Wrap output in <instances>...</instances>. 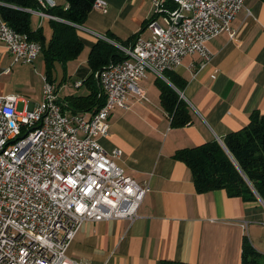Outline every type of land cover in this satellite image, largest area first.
<instances>
[{"label": "crops", "instance_id": "0c3cea01", "mask_svg": "<svg viewBox=\"0 0 264 264\" xmlns=\"http://www.w3.org/2000/svg\"><path fill=\"white\" fill-rule=\"evenodd\" d=\"M104 1L106 11L92 9L78 27L84 44L80 57L55 65L54 83L69 114L90 115L95 110L75 111L71 97L91 93L85 82L91 73L88 54L99 35L108 38L112 32L126 40L151 34L146 27L153 14L151 0ZM59 4L68 6L65 0H58ZM30 14L31 27L42 28L49 41L52 19ZM232 27L234 37L223 32L207 41L212 58L203 68L198 69L201 58L194 54L170 70L171 76L186 80L182 90L167 76L163 79L148 71L140 81L147 100L129 94L128 107L112 111L110 132L100 142L109 152L121 149L117 162L149 190L133 221L84 222L67 249L70 258L87 264H161L163 260L242 264L245 237L264 253V198L245 200L225 189L198 192L189 166L174 158L179 149L223 139L239 130L253 111L264 113V0H246ZM162 79L187 103L191 124L171 125L160 99ZM44 80L42 52L32 63L15 62L14 54L0 41V95H17L18 111L42 102Z\"/></svg>", "mask_w": 264, "mask_h": 264}, {"label": "built area", "instance_id": "2783aa9c", "mask_svg": "<svg viewBox=\"0 0 264 264\" xmlns=\"http://www.w3.org/2000/svg\"><path fill=\"white\" fill-rule=\"evenodd\" d=\"M36 1L39 8L28 11L63 21L47 12L58 0ZM151 2L150 36L138 35L133 45L122 46L99 35L127 58L97 72L106 100L90 115L66 113L56 84L46 77L42 102L33 109L18 111L17 95H0V264H87L67 255L84 222L138 216L148 185L117 162L121 149L109 152L100 142L110 132L111 113L128 107L129 94L147 100L140 81L148 71L166 79L167 71L194 54L203 68L212 58L207 41L223 32L235 36L232 23L246 0ZM93 9L106 11L107 3L95 0ZM0 41L15 62L32 63L42 52L40 42L3 19Z\"/></svg>", "mask_w": 264, "mask_h": 264}, {"label": "trees", "instance_id": "16d2710c", "mask_svg": "<svg viewBox=\"0 0 264 264\" xmlns=\"http://www.w3.org/2000/svg\"><path fill=\"white\" fill-rule=\"evenodd\" d=\"M2 19L19 32L27 34L30 40L42 45L45 61V77L54 82L56 63L66 65L70 60L80 57L84 44L78 34L95 0H65L68 6L61 4L48 9V13L63 19L50 20L52 35L49 41L42 28L31 27V14L27 9H38L36 0H0ZM147 24V23H146ZM107 37L122 46L134 44L136 35L126 40L110 32ZM127 58L124 51L111 41L100 38L88 54V66L91 73L85 80L90 84L91 93L86 96L71 97L75 111L99 109L106 97L97 87V72L111 61L119 62ZM165 73L179 89L184 87L185 79ZM160 99L164 109L171 117L175 127L192 123L190 109L180 93L165 80H160ZM207 141L203 144L179 149L174 158L184 161L192 171L198 192L225 189L231 196L245 200L264 198V113L255 110L249 122L239 130L228 133L223 139ZM161 264H191L180 261L163 260ZM242 264H264V253L259 251L248 237L244 238Z\"/></svg>", "mask_w": 264, "mask_h": 264}, {"label": "rangeland", "instance_id": "374dc122", "mask_svg": "<svg viewBox=\"0 0 264 264\" xmlns=\"http://www.w3.org/2000/svg\"><path fill=\"white\" fill-rule=\"evenodd\" d=\"M36 22H37L36 17H35L34 15H32V25L36 26V25H37ZM47 26H48V25H47ZM47 26H46V28H45V33H46V34H48V33H47V32H48ZM112 43H113V42H112ZM21 109H22V108L20 107L19 110H21Z\"/></svg>", "mask_w": 264, "mask_h": 264}, {"label": "water", "instance_id": "95a60500", "mask_svg": "<svg viewBox=\"0 0 264 264\" xmlns=\"http://www.w3.org/2000/svg\"><path fill=\"white\" fill-rule=\"evenodd\" d=\"M6 6H8V5H6Z\"/></svg>", "mask_w": 264, "mask_h": 264}]
</instances>
